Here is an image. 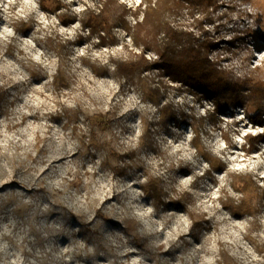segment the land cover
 Segmentation results:
<instances>
[{"label": "rangeland", "instance_id": "374dc122", "mask_svg": "<svg viewBox=\"0 0 264 264\" xmlns=\"http://www.w3.org/2000/svg\"><path fill=\"white\" fill-rule=\"evenodd\" d=\"M119 1L133 8L141 2ZM61 2L57 14H81L88 4L97 3ZM45 4L46 8L39 0H0V82L9 86V101L0 107V214L12 205L17 213L32 212L33 225L48 232L49 239L69 238L62 247L76 248L74 256L81 264L100 253L103 264L133 260L140 251L130 239L136 234L138 239L153 238L147 264H199L201 259L206 264H262L264 258L249 236L264 241V193L262 203L253 194L248 196L254 197L259 208L254 218L233 211L240 208L241 198L236 175L252 174L264 191V175H260L264 172V122H253L243 106L212 115V99L196 95L160 68L145 71V88L118 77L111 58L128 59L133 50L140 52L129 35L118 29V45L100 46L96 37H87L78 20L64 23L52 11L53 0ZM20 17H33L35 27L16 31L13 23ZM170 22L176 29L193 32L200 41L210 39V58L234 77L264 81V0H189L170 15ZM78 34L83 36L81 41ZM58 54L72 76L69 88L52 85ZM145 54L149 59L159 58L154 49ZM90 64L109 65L110 71L95 75ZM42 69L47 75L32 74H41ZM165 105L175 117L160 121ZM64 107L67 113L60 111ZM130 114L135 115L131 122ZM87 120L93 122L94 133ZM38 133L46 137L42 144L47 148L41 153L35 141ZM196 142L227 168L211 169ZM101 143L116 152L136 150L126 176H117L102 164L103 153L96 148ZM14 169L21 183L2 188ZM37 171L48 184L45 190L38 189ZM209 176L212 183H208ZM147 179L159 184L162 201L143 190ZM25 200L33 203L25 205ZM221 204L232 209L224 219L216 211ZM66 208L97 220L107 247L89 252L91 240L79 235L80 229L65 215ZM98 208L108 217H97ZM142 212L147 215L136 219V213ZM193 215L201 224L212 225L195 241L192 233L198 227H193ZM5 227L11 228L7 217L0 219V232ZM12 231L15 235L16 229ZM168 236L176 239L166 249L158 241ZM3 241L8 247L0 253V264H7L14 258L9 254L18 248L8 235ZM25 243L31 247L26 238ZM177 248L182 251L173 258L169 252ZM22 255L27 264V249Z\"/></svg>", "mask_w": 264, "mask_h": 264}, {"label": "trees", "instance_id": "16d2710c", "mask_svg": "<svg viewBox=\"0 0 264 264\" xmlns=\"http://www.w3.org/2000/svg\"><path fill=\"white\" fill-rule=\"evenodd\" d=\"M46 0H39L42 7L46 8ZM94 5L88 4L81 14L74 12H58L62 8L61 0H53L55 8L52 9L57 16L62 18L64 23H72L78 20L83 28L87 30V37H96L100 46H115L120 43L118 29L124 30L135 47L140 48V52L132 51L128 59L111 58L114 62V73L132 84L145 88V71L153 68H160L165 73L172 74L173 79L181 86L193 91L196 95L202 94L204 97L212 99L214 112L212 115L223 113L231 107L243 106L253 122L262 124L264 122V81L252 82L250 79L236 78L229 70L223 68L210 58L213 44L210 39L199 40L191 31L176 29L171 25L170 15L179 10L184 2L189 0H141L135 7H128L119 0H96ZM129 16H132L130 20ZM33 19L17 18L13 27L18 32H27L34 28ZM78 40L83 39L82 34H78ZM70 40H66L68 42ZM10 47V46H9ZM147 49H154L159 58L149 59L145 52ZM95 75H104L109 72V65L90 64ZM46 74L45 69L40 72H32L35 77ZM52 85L54 89L69 88L72 85V76L68 72L64 58L58 54V61L55 73L53 74ZM9 100V87L0 82V107ZM252 110L254 112H252ZM8 109H6V112ZM66 112L67 108H60ZM67 113V112H66ZM175 117L168 105L160 109V121L168 117ZM71 120V116L68 115ZM90 132L94 133L93 122L87 120ZM263 137V135H259ZM197 148L208 160L211 169H226V163L215 157L211 152L203 150L198 142ZM251 149L256 147L255 142L250 144ZM102 151V164L112 169L115 174L125 175L132 168L136 158L135 149L120 150L116 152L107 143L96 146ZM112 158L116 163L112 162ZM241 185L236 189L241 193L240 208L233 211L237 215L247 214L254 218L259 208L253 203L254 197L258 202L263 201V188L254 180L252 174H238ZM143 190L150 194L155 201H162V190L158 183L147 179L142 186ZM253 194V198L248 196ZM74 219L81 223L80 218L74 215ZM193 227L201 225L193 215ZM93 232V231H92ZM89 229V233H92ZM97 233V232H93ZM91 237V235H89ZM249 239L256 245V249L264 258V241ZM264 263V262H263ZM262 263V264H263Z\"/></svg>", "mask_w": 264, "mask_h": 264}, {"label": "clouds", "instance_id": "9594fccd", "mask_svg": "<svg viewBox=\"0 0 264 264\" xmlns=\"http://www.w3.org/2000/svg\"><path fill=\"white\" fill-rule=\"evenodd\" d=\"M69 107H73L69 105ZM128 121L131 122L135 120V115H129L127 117ZM69 154H71L69 152ZM58 157H53V159ZM36 175H39V171L36 172ZM260 175H264V172L260 173ZM201 177L203 178V172H201ZM208 183H212V177L209 176L207 178ZM264 183V181H261ZM42 199H46L47 197L44 194H41ZM32 201L25 200V205L32 204ZM15 205L8 206L2 209V214H0V219L7 217L11 224V228L5 227V231L0 232V253L5 252L8 244L6 241H3V237L8 235L13 239L16 243L18 251L14 253H10L14 258L7 261V264H26L25 257L22 255L25 249H27L28 259L27 264H66V262H71V264H81L80 260H77L74 256V253L77 252L76 248L72 247H62V245H66L68 243V237L66 235L56 237L54 239H49V233L43 231L38 225H33L30 217L33 215L32 212H24L22 214L17 213L15 211ZM220 218L224 219L226 213H231L232 209H226L223 204L220 205L219 209ZM216 211L213 212V215H216ZM147 215V212L136 213L135 218L140 220ZM45 218H42V220ZM74 227H78L80 229L79 235L88 237L91 235V242L93 244L92 248H89V252L95 253L97 249H104L107 247L105 242V237L103 233H89L88 225H81L79 222L72 220ZM125 230H127L126 226H121ZM212 227L209 223H202L199 225L198 230L192 233V240L195 241L199 239V236L202 232L208 230ZM12 229H16V234H13ZM23 235H20V234ZM25 238L31 244V247H28V244L25 243ZM130 239H132L133 243L136 244L137 248L140 249L137 252L135 258L131 261H126L125 264H147L146 257H150L152 255V241L153 238L147 239H137L134 235H130ZM176 238L174 236H168L165 239H161L158 241L160 245H163L164 248H169V241H174ZM125 251L131 252L135 251V249L127 248ZM182 251V248L172 249L169 252V255L175 258V256ZM218 258V257H217ZM103 253H100L97 256L90 258L88 261H85L84 264H103L104 261ZM199 264H206L205 260L201 259Z\"/></svg>", "mask_w": 264, "mask_h": 264}, {"label": "bare ground", "instance_id": "6f19581e", "mask_svg": "<svg viewBox=\"0 0 264 264\" xmlns=\"http://www.w3.org/2000/svg\"><path fill=\"white\" fill-rule=\"evenodd\" d=\"M20 18H22V17H20ZM28 19H33L34 20V22H35V25H36V20L33 18V17H29ZM35 25H34V27H35ZM33 29V28H32ZM31 29V30H32ZM7 85V84H6ZM9 87V86H8ZM9 101V100H8ZM7 101V102H8ZM7 102H6V104H7ZM23 121H26V116L22 119V122L21 123H23ZM20 125H22V124H20ZM45 141L46 140V137L45 136H42L41 134H37V136L35 137V141H36V144L38 145V152H42L45 148H47V145L46 144H42V141ZM32 157H34L33 156V154L31 153L30 154ZM45 160H48V158H47V156H46V158H45ZM227 166V165H226ZM129 173V172H128ZM127 173V174H128ZM41 175H42V173H40ZM127 174H125V175H119V174H115V175H117V176H121V177H124V176H126ZM41 175H39L40 177V182H39V185H38V189L39 190H45V189H47V187H48V184H47V182H46V180H45V178L44 177H41ZM12 184V185H14V184H16V183H21V180H20V178H19V176H18V174H17V171L14 169V172L12 173V176H10V178L8 179V180H6L3 184H2V188H4V187H6L7 186V184ZM67 209V212H66V217L68 218V220H73V218H74V215H76V216H78L79 218H80V221H81V223H83L84 225H88L89 226V229L91 230V232L93 231V232H99V233H103V231H102V229H101V226L97 223V220L96 221H94V219H90V218H88L85 214H83V213H80V212H78L77 210H75V208H66ZM96 214H97V217H104V218H107L108 216L106 215V214H104L103 213V211H102V209H100V208H98V209H96ZM199 221V220H198ZM200 222V221H199ZM92 232V233H93ZM135 237L138 239V234H136L135 235ZM88 239H92V237H87ZM239 264H245L244 262H239Z\"/></svg>", "mask_w": 264, "mask_h": 264}]
</instances>
